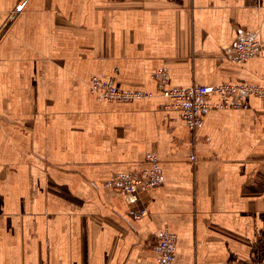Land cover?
Instances as JSON below:
<instances>
[{
	"label": "crops",
	"instance_id": "obj_1",
	"mask_svg": "<svg viewBox=\"0 0 264 264\" xmlns=\"http://www.w3.org/2000/svg\"><path fill=\"white\" fill-rule=\"evenodd\" d=\"M249 37L261 53L235 62ZM162 71L264 86V0H0V264H157L164 231L174 264H264V101L192 133L162 109ZM95 77L156 97L99 99ZM153 155L160 188H104Z\"/></svg>",
	"mask_w": 264,
	"mask_h": 264
},
{
	"label": "built area",
	"instance_id": "obj_2",
	"mask_svg": "<svg viewBox=\"0 0 264 264\" xmlns=\"http://www.w3.org/2000/svg\"><path fill=\"white\" fill-rule=\"evenodd\" d=\"M262 44L254 38L238 40L233 50L236 54L235 62L245 64L250 58L261 53ZM159 94L168 100L162 106L165 112H176L187 129L195 133L202 123L204 116L212 110H242L249 106L248 97H256L264 101V86L246 82L224 83L213 86L193 85L185 89L171 88L170 75L166 71L156 75ZM90 92L97 98L117 102L130 103L136 100L156 97L153 93L143 91H128L120 89L112 80L95 77L90 81ZM215 99V102H212ZM196 158L192 155L191 161ZM162 163L156 156H148L140 163L136 170L115 174L104 182V188L131 195L136 201L142 196L160 188L163 185ZM147 213L144 209L140 215ZM177 235L164 231L153 247V254L157 264H174L177 253Z\"/></svg>",
	"mask_w": 264,
	"mask_h": 264
},
{
	"label": "rangeland",
	"instance_id": "obj_3",
	"mask_svg": "<svg viewBox=\"0 0 264 264\" xmlns=\"http://www.w3.org/2000/svg\"><path fill=\"white\" fill-rule=\"evenodd\" d=\"M153 257H154V255H153Z\"/></svg>",
	"mask_w": 264,
	"mask_h": 264
}]
</instances>
